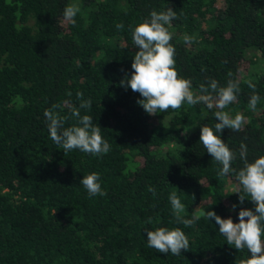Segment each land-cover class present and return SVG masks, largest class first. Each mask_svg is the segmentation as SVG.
I'll list each match as a JSON object with an SVG mask.
<instances>
[{
  "label": "trees",
  "instance_id": "trees-1",
  "mask_svg": "<svg viewBox=\"0 0 264 264\" xmlns=\"http://www.w3.org/2000/svg\"><path fill=\"white\" fill-rule=\"evenodd\" d=\"M72 4L75 25L63 17ZM169 7L179 16L169 27L179 75L194 90L239 82L225 111L242 113L245 125L220 134L237 153L232 167H243L241 143L250 162L264 156V0H0V264H241L251 255L229 246L214 219L176 223L169 201L175 191L186 219L212 210L238 222L241 208L254 209L248 198L239 203L235 173L218 176L222 165L200 142L217 109L185 104L149 115L140 94L119 83L138 51L132 29ZM185 35L195 39L186 44ZM77 93L92 100L80 113L100 125L107 154L64 153L50 138L45 110L60 105L54 111L72 126ZM92 172L106 195L90 197L80 184ZM159 227L181 228L189 250L149 248L147 231Z\"/></svg>",
  "mask_w": 264,
  "mask_h": 264
},
{
  "label": "clouds",
  "instance_id": "clouds-1",
  "mask_svg": "<svg viewBox=\"0 0 264 264\" xmlns=\"http://www.w3.org/2000/svg\"><path fill=\"white\" fill-rule=\"evenodd\" d=\"M79 11L78 5H68L64 9L63 17L67 22L75 25V17ZM175 19H179V16L172 7L166 11L152 10L149 19H145L132 29V44L138 48V51L132 60L133 71L130 77L126 73L119 83L125 90L130 87L133 92L140 94L142 99L137 103L149 115L163 113L169 109L177 110L185 104L189 106L203 104L209 110L217 109L214 112L217 121L214 128L208 125L201 126L200 142L212 159L222 165L217 173L218 176L235 173L240 188L233 193H239V203L243 204L245 198H248L255 207L241 208L238 222H234L230 216L222 218L212 210L195 212L190 219H186L185 205L173 191L169 195L173 216L176 223L188 228L195 226L201 217L214 219L219 226V233L226 238L229 246L238 251L247 249L251 253L241 264H264V156L250 162L247 158V146L241 143L239 159L243 161V167L237 171L232 167L237 159V153L230 149L220 135L226 128L240 131L245 125L246 118L242 113L237 112L233 117L225 111L236 101L237 94L241 91L239 82L229 79L226 86H220L218 81L212 79L207 86L202 83L197 90H194L192 81L181 77L175 68V47L171 43L173 33L169 30L171 22ZM116 27L123 29L124 25L117 24ZM194 39L195 37L189 35L183 37L186 44ZM228 75L231 77L232 73L229 72ZM245 83L255 90L254 83L251 81ZM82 96V93H77V99L80 100L79 108L70 107L71 117L77 121L72 126L65 127L69 117L61 116L54 111L60 105H53L51 109L45 110L50 138L64 153L78 149L94 156L107 154L111 146L103 138L100 125L93 124V117L90 115L81 116L80 109L90 110L92 105L91 98L85 100ZM260 99L261 97L253 91L249 108L254 111ZM80 184L90 197L106 195L101 187L99 174L96 172L83 176ZM148 191L153 196L156 195L155 188L149 187ZM236 207L237 205L233 204L232 210ZM147 246L161 254L171 253L174 256H179L182 250L187 251L190 248L188 237L179 227L148 230Z\"/></svg>",
  "mask_w": 264,
  "mask_h": 264
},
{
  "label": "rangeland",
  "instance_id": "rangeland-1",
  "mask_svg": "<svg viewBox=\"0 0 264 264\" xmlns=\"http://www.w3.org/2000/svg\"><path fill=\"white\" fill-rule=\"evenodd\" d=\"M256 60L259 61L258 58H256ZM261 62H262V61H261ZM256 65H257V66H256V71H257V70L260 71V69H261V63H260V64L258 63V64H256Z\"/></svg>",
  "mask_w": 264,
  "mask_h": 264
}]
</instances>
